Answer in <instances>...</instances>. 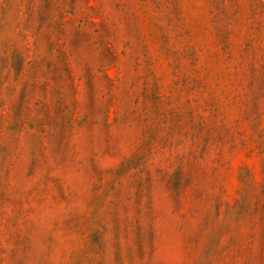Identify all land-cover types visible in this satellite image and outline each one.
<instances>
[{"label": "rangeland", "instance_id": "rangeland-1", "mask_svg": "<svg viewBox=\"0 0 264 264\" xmlns=\"http://www.w3.org/2000/svg\"><path fill=\"white\" fill-rule=\"evenodd\" d=\"M0 264H264V0H0Z\"/></svg>", "mask_w": 264, "mask_h": 264}]
</instances>
